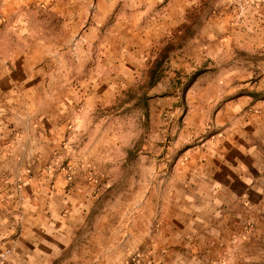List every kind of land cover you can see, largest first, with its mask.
Returning <instances> with one entry per match:
<instances>
[{"label":"crops","instance_id":"1","mask_svg":"<svg viewBox=\"0 0 264 264\" xmlns=\"http://www.w3.org/2000/svg\"><path fill=\"white\" fill-rule=\"evenodd\" d=\"M92 6L0 0L3 264H125L136 253L139 264H264V98L211 104L213 118L195 128L209 134L169 168L156 151L113 180L115 156L95 145L96 112L128 93L133 58L101 80L97 49L85 66L84 47L131 26L116 8L100 16ZM157 25L147 24L149 39ZM149 39L147 78L164 46L152 55Z\"/></svg>","mask_w":264,"mask_h":264},{"label":"rangeland","instance_id":"2","mask_svg":"<svg viewBox=\"0 0 264 264\" xmlns=\"http://www.w3.org/2000/svg\"><path fill=\"white\" fill-rule=\"evenodd\" d=\"M92 2L100 16L114 7L116 21L125 18L131 26H121L114 36L106 30L97 46L84 47L85 66L98 52L101 80L105 72L127 70L125 59L133 58L135 77L126 80L128 93L96 112V150L99 156H115L113 180L124 183L127 170L149 166L156 151L169 168L176 155L209 134L195 128L213 118L211 104L249 93L264 98V0H84V7ZM154 21L156 37L149 39L145 29ZM147 39L149 44L156 39L152 55L161 45L175 44L155 81L146 74ZM157 80L159 86L153 87ZM124 262L139 264L142 256H126Z\"/></svg>","mask_w":264,"mask_h":264},{"label":"trees","instance_id":"3","mask_svg":"<svg viewBox=\"0 0 264 264\" xmlns=\"http://www.w3.org/2000/svg\"><path fill=\"white\" fill-rule=\"evenodd\" d=\"M175 44L172 42H168L167 44H165L162 49L160 50V52L158 53V55L156 56V58L154 59L152 66H151V70L149 71V75H150V80H156L157 78L156 73L157 70L160 69V67L163 65V63L165 62V60L167 59V55L169 51H172V49L174 48Z\"/></svg>","mask_w":264,"mask_h":264},{"label":"built area","instance_id":"4","mask_svg":"<svg viewBox=\"0 0 264 264\" xmlns=\"http://www.w3.org/2000/svg\"><path fill=\"white\" fill-rule=\"evenodd\" d=\"M10 253L11 251L9 249L0 251V264H3L5 262Z\"/></svg>","mask_w":264,"mask_h":264}]
</instances>
